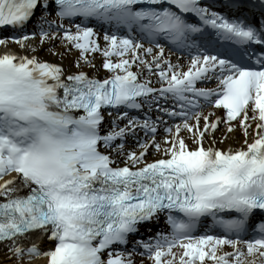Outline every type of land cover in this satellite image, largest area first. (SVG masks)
I'll return each mask as SVG.
<instances>
[{
  "label": "snow or ice",
  "instance_id": "obj_1",
  "mask_svg": "<svg viewBox=\"0 0 264 264\" xmlns=\"http://www.w3.org/2000/svg\"><path fill=\"white\" fill-rule=\"evenodd\" d=\"M51 13L61 21L95 19L111 30L104 31L102 47L94 28H65L49 18ZM185 14L200 23H189ZM34 17L41 42L59 37L76 49L77 68L81 61L95 67L89 57L100 53L110 75L65 76L59 65L35 56L0 55V244L9 258L134 264V252L110 249L127 244L138 226L165 213L171 231L134 245L152 264H264V222L251 238L242 236L254 212H264V12L246 22L201 6L200 0H0V28L22 31ZM205 28L235 45L234 57L206 54L197 46L194 34L202 36ZM35 35L0 39V44L11 40L26 47ZM161 38L178 49L196 50L186 69L165 55ZM245 58L258 67L246 66ZM211 80L215 87L197 86ZM205 105L224 109V117L213 120L215 113L204 112ZM153 108L160 115L153 117ZM106 109L112 111L102 134ZM129 109L144 115L132 116ZM164 116L179 122L164 128L161 143L156 136L168 123ZM234 122L246 138L242 147L222 150L212 146L215 141L205 146L221 123L231 133ZM138 132L144 137L127 150V139ZM152 148L162 156L149 162ZM221 213L237 215L226 219ZM208 216L223 234L194 235ZM35 232L47 235L54 248L25 246L24 239Z\"/></svg>",
  "mask_w": 264,
  "mask_h": 264
},
{
  "label": "bare ground",
  "instance_id": "obj_2",
  "mask_svg": "<svg viewBox=\"0 0 264 264\" xmlns=\"http://www.w3.org/2000/svg\"><path fill=\"white\" fill-rule=\"evenodd\" d=\"M51 19H56V18H51ZM57 24H63L65 28H72L74 29V23H69L67 21H61L56 19ZM79 24V23H76ZM47 28V25H45ZM55 29V25H53V29ZM100 34V44L103 47L104 42H103V33L105 30H96ZM33 32H36L37 35L32 36V38L25 42L26 47H21L19 44H16L12 42L11 40H6L10 45L11 48H13L16 51H19L21 53H26V54H32L36 57H38L42 61H50L54 62L57 64H60L63 66L64 71L69 72V71H78V70H86L89 72L90 75L93 76H99L102 77V75H110L105 69L102 67L103 63V56L100 53H95L93 55H90L89 59L92 61V64L95 65V67H91L88 64H84L82 61L80 62V67L77 68V60L79 58V52L74 49V48H68L64 43L61 42V39L58 37L55 40H46L44 42H41L39 39L38 35V27L34 25V22L29 23L27 27L24 30H17V31H1V35L4 36L3 39H6L7 37H12L15 36L17 38L27 34V35H32ZM62 35V32L60 33ZM146 46V44H145ZM1 48V46H0ZM56 53V54H54ZM166 56L172 61V63H179L185 68L187 67L189 63V58L187 55L182 56L180 58L178 57H173L168 53H165ZM136 70L135 68H133ZM203 111L208 113V112H214L215 115L212 116V119L214 120L217 116H220L221 111L220 109H216L210 105H207L203 108ZM249 115H251V111H249ZM164 121H167L168 123L163 124L159 127L158 133L156 136V139L158 142L163 141V137L165 136L164 128L169 126V124H175L178 123V119H171L169 117H164ZM235 128L234 131L231 133L226 132L225 125L221 123L216 130V132L212 136H208L205 139V145L206 147L209 145H212V141H215V144L212 145L216 148H220L222 150H228V149H238L244 145L245 142V136L240 128L238 122H234ZM255 129V124H252V128L249 130V136L247 137L248 141L251 142L252 135ZM186 138L188 137V133L184 132L182 133ZM144 133L143 132H138L137 137H129L127 139L126 143V149L127 150H134L137 148L136 140L138 138H143ZM186 142L188 145L194 147L191 139H187ZM108 151V150H107ZM162 154L157 153L154 148L150 149L147 154V160H152L156 157H160ZM113 159H116L115 153H112ZM118 163H121L120 160L117 161ZM10 177L6 176L5 179H9ZM157 232H161L164 234H168V231L160 228L158 226H153V227H147L145 229V234L141 239L139 240H148L149 237H155ZM135 243L137 242L135 239H132ZM37 243L41 249V251H47L48 249L54 248L55 242L50 241L48 239H43V238H36L32 237L28 240L23 241L25 246H27L30 243ZM136 245V244H134ZM134 245L128 244L124 249H121V252H134L133 255V260L134 264H152V261H150L147 257V253L145 255L141 256L139 255L140 252H143L144 250L139 247H135ZM225 251H231L230 248H225ZM10 257V254L7 251L6 245L0 244V264H47V257H33L32 259H28L25 257L22 260H17L15 257ZM103 258H107V253H103Z\"/></svg>",
  "mask_w": 264,
  "mask_h": 264
}]
</instances>
